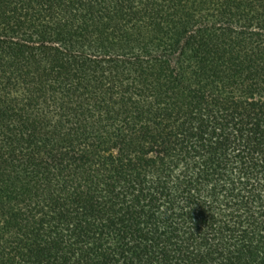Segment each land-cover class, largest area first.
Instances as JSON below:
<instances>
[{
    "label": "trees",
    "instance_id": "1",
    "mask_svg": "<svg viewBox=\"0 0 264 264\" xmlns=\"http://www.w3.org/2000/svg\"><path fill=\"white\" fill-rule=\"evenodd\" d=\"M0 264H264V0H0Z\"/></svg>",
    "mask_w": 264,
    "mask_h": 264
}]
</instances>
